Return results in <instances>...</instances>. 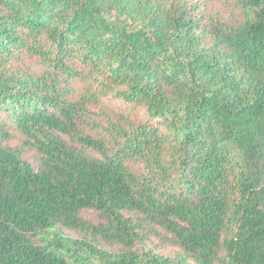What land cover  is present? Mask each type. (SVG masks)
I'll use <instances>...</instances> for the list:
<instances>
[{
    "label": "trees",
    "instance_id": "trees-1",
    "mask_svg": "<svg viewBox=\"0 0 264 264\" xmlns=\"http://www.w3.org/2000/svg\"><path fill=\"white\" fill-rule=\"evenodd\" d=\"M0 264H264V0H0Z\"/></svg>",
    "mask_w": 264,
    "mask_h": 264
},
{
    "label": "rangeland",
    "instance_id": "rangeland-1",
    "mask_svg": "<svg viewBox=\"0 0 264 264\" xmlns=\"http://www.w3.org/2000/svg\"><path fill=\"white\" fill-rule=\"evenodd\" d=\"M117 109H120V111L123 112L124 114H129L133 117L140 116L143 114L141 110H134L130 106L126 104H121V103L117 104ZM9 132L12 134V137L9 140V143L11 145H22V140L24 139V137L20 135V133L16 129H13V130L9 129ZM25 157L28 160H30L33 164H36L37 154L34 151L27 150L26 148ZM80 215L82 218L89 220L93 225H98L99 217L96 211L84 209L80 212ZM64 233L72 236V233H70L69 231L64 232ZM145 247H154L156 248V250H159L160 252H163V253H169L175 249L174 246H171L168 243H164L163 241L158 239L156 236H152L151 241L147 240L145 242Z\"/></svg>",
    "mask_w": 264,
    "mask_h": 264
}]
</instances>
